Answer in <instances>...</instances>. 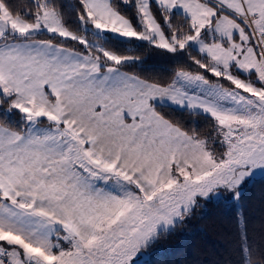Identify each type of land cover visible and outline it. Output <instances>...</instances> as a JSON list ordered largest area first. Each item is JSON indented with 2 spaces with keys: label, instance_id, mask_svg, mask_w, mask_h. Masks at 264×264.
I'll use <instances>...</instances> for the list:
<instances>
[{
  "label": "snow or ice",
  "instance_id": "6c2138e0",
  "mask_svg": "<svg viewBox=\"0 0 264 264\" xmlns=\"http://www.w3.org/2000/svg\"><path fill=\"white\" fill-rule=\"evenodd\" d=\"M257 180L264 0H0V264H137Z\"/></svg>",
  "mask_w": 264,
  "mask_h": 264
},
{
  "label": "trees",
  "instance_id": "16d2710c",
  "mask_svg": "<svg viewBox=\"0 0 264 264\" xmlns=\"http://www.w3.org/2000/svg\"><path fill=\"white\" fill-rule=\"evenodd\" d=\"M170 65L157 54L146 57L143 69L163 74ZM140 71L139 68L133 69ZM241 204L231 200L209 202L173 235L161 239L142 256L144 264H214L227 259L237 242L240 213L246 217L249 236L264 243V182L253 181L242 192ZM142 263V262H141Z\"/></svg>",
  "mask_w": 264,
  "mask_h": 264
},
{
  "label": "rangeland",
  "instance_id": "374dc122",
  "mask_svg": "<svg viewBox=\"0 0 264 264\" xmlns=\"http://www.w3.org/2000/svg\"><path fill=\"white\" fill-rule=\"evenodd\" d=\"M250 183H252V182H250ZM249 184V183H248ZM248 184H246V185H248ZM246 185L244 186V188H243V190L245 189V187H246ZM243 190H242V192H243ZM221 200H225V199H215V200H211V201H208V202H201L202 203V205H206L207 203H209V202H217V201H221ZM226 201V200H225ZM141 264H144V262L143 263H141Z\"/></svg>",
  "mask_w": 264,
  "mask_h": 264
},
{
  "label": "crops",
  "instance_id": "0c3cea01",
  "mask_svg": "<svg viewBox=\"0 0 264 264\" xmlns=\"http://www.w3.org/2000/svg\"><path fill=\"white\" fill-rule=\"evenodd\" d=\"M143 259H142V257H141V259L140 260H138V262H137V264H141V262L143 263Z\"/></svg>",
  "mask_w": 264,
  "mask_h": 264
}]
</instances>
